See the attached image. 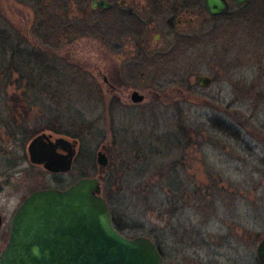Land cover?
Instances as JSON below:
<instances>
[{"label":"rangeland","instance_id":"1","mask_svg":"<svg viewBox=\"0 0 264 264\" xmlns=\"http://www.w3.org/2000/svg\"><path fill=\"white\" fill-rule=\"evenodd\" d=\"M90 1L0 0V31L8 36L0 37V247L28 194L63 189L87 174L99 179L103 197L109 180L115 214L141 225L123 234L152 241L159 235L165 264H257L264 232V64L258 66L255 26L216 21L213 42L197 57L115 82L111 29L101 33ZM30 50L45 61L22 66L18 55ZM103 75L120 91L105 86ZM200 75L212 79L208 86L197 84ZM132 90L143 101L134 103ZM14 117L36 135L70 141L52 128L70 134L87 125L76 138L71 169L56 174L30 162L27 146L36 135L21 145ZM225 123L237 126V139L214 128ZM98 150L108 158L105 167L96 163ZM145 151L150 158L140 162ZM167 169L175 192L167 188ZM158 172L162 177L153 176ZM155 192L162 217L143 203ZM170 201L177 202L174 212Z\"/></svg>","mask_w":264,"mask_h":264},{"label":"water","instance_id":"2","mask_svg":"<svg viewBox=\"0 0 264 264\" xmlns=\"http://www.w3.org/2000/svg\"><path fill=\"white\" fill-rule=\"evenodd\" d=\"M245 0H237L242 3ZM100 1L93 0L92 6ZM205 9L217 14L226 10L222 0H205ZM104 6V5H102ZM210 78L200 76L198 84L208 86ZM131 92L134 103L143 101ZM77 140L44 132L34 136L28 146L30 162L51 173L71 169ZM65 150L60 154L57 149ZM102 167L108 158L96 153ZM2 216L0 214V228ZM259 264H264V232L256 246ZM0 264H165L155 243L144 235L129 237L117 230L97 177H81L69 186L41 188L28 194L13 213L9 235L0 251Z\"/></svg>","mask_w":264,"mask_h":264},{"label":"flooded vegetation","instance_id":"3","mask_svg":"<svg viewBox=\"0 0 264 264\" xmlns=\"http://www.w3.org/2000/svg\"><path fill=\"white\" fill-rule=\"evenodd\" d=\"M92 1L90 8L98 14L97 26L101 33L106 27L111 29L110 49L115 53L117 61L111 71L112 81L123 80V74L134 75L140 72L143 75L150 70L151 65L167 66L182 56L197 57L202 45L209 46L213 42L215 22L222 19L239 20L243 24L255 26L258 66L264 64V0H245L242 3L222 0L227 8L217 14L205 9V0H96L101 3L95 7ZM244 34L248 36L247 29H244ZM249 50L245 43L244 53L247 54ZM112 81L103 75L105 86L119 92V87ZM57 152L66 153L61 148ZM76 155L77 151L72 163ZM8 235L9 231L0 251Z\"/></svg>","mask_w":264,"mask_h":264},{"label":"trees","instance_id":"4","mask_svg":"<svg viewBox=\"0 0 264 264\" xmlns=\"http://www.w3.org/2000/svg\"><path fill=\"white\" fill-rule=\"evenodd\" d=\"M6 36L4 35L3 31H0V37L4 38ZM14 52L15 51L12 52L13 54L11 53V56H10L11 63H8L7 64L8 65V68H9V66H11L12 61L15 60L14 58L17 56V53L14 54ZM22 55H18V58H21V60H22V66H24V67H26V66L27 67H30L31 65H33L31 63H37V60L38 61H41L42 63H43V61H45V54L42 53L41 51L30 50V51H27L26 54H24L23 58H22ZM32 60H34V61H32ZM6 63H7V61H6ZM3 65H4L3 68L5 69L6 64L3 63ZM0 68H2V64H0ZM8 68L6 70H8ZM4 74H7V72L6 73L4 72ZM24 108L26 110V107H24ZM16 119L17 118L14 117V122H16V126H17V128H15V130H17V134H20L18 136V142L21 145L22 144L25 145L26 142L29 139H31L34 135H36L38 132L35 129H33V128L30 129L29 127L25 126L24 124L18 126L17 125L18 121ZM91 127H92V125H91ZM215 127H217V129L220 132H222L223 134H228V135H230L232 137H235L236 139L238 138V137L235 136L239 132V129L237 128L236 125L233 126V125H230V124H226L225 123L223 125H215L214 128ZM86 128H87V125H86V127H85V125H81L80 128L77 131H75L73 133H70V134L67 133L66 131L55 130L53 128H52V130L54 132H56V133H61V134H64L66 136H69L71 138L76 139V138H80L81 137V135L83 134V132H84V130ZM141 157L142 158L139 159L140 162H145V161H147L150 158V155H149V153L147 151H145L141 155ZM171 171H172L171 169H167L164 173L168 174V181H169L170 178H172V179H170L169 183H167V188L171 192H175V190H179V189L177 188V185H176V182L174 180V177H170ZM167 172H169V173H167ZM153 176L154 177L156 176V177L160 178V177H162V172L161 173L158 172L156 175H153ZM82 177H87V174H82ZM149 178H152V176L149 177ZM60 183H61V181L58 182V184H60ZM111 187H112V185H111V182L109 180L104 181V187H103V189H104L103 190L104 191V197H105V199L107 201V204H108V206L110 208V211H111V214H112V221H113V224H114L115 228L117 230H119L121 233H124V231H126L129 228H131V229H138V228H140L141 225L135 224L134 222L125 221V220L119 218L118 215L115 214V210L113 208V203H112L113 202L112 198L114 197L113 196L114 195V192L111 191ZM153 195L155 197L150 196V195L149 196L146 195L143 198V203L148 207L147 210H151L152 212H155L157 214V217H162L165 214V211L163 209V205L164 204H163L162 200H160L158 197H156V192L153 193ZM151 198H155V199H151ZM170 202H171V207H169V209L172 210V212H174V210L177 208V204H176L177 202H174V201H170ZM158 239H159V235L156 234L155 241L153 240V242L155 243V245H156V247H157L160 255L163 258V252H162V250H161V248L159 246ZM257 264H259V262H257Z\"/></svg>","mask_w":264,"mask_h":264}]
</instances>
